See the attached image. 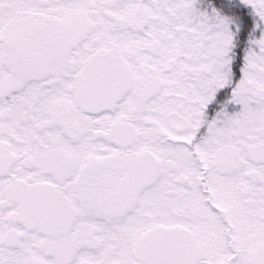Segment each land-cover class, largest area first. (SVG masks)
Here are the masks:
<instances>
[{"label":"snow or ice","instance_id":"6c2138e0","mask_svg":"<svg viewBox=\"0 0 264 264\" xmlns=\"http://www.w3.org/2000/svg\"><path fill=\"white\" fill-rule=\"evenodd\" d=\"M0 264H264V0H0Z\"/></svg>","mask_w":264,"mask_h":264}]
</instances>
